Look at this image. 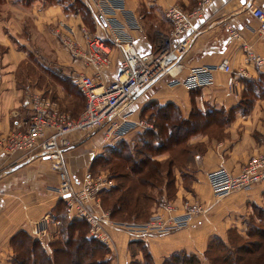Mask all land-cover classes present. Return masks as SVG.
Listing matches in <instances>:
<instances>
[{
    "label": "crops",
    "instance_id": "0c3cea01",
    "mask_svg": "<svg viewBox=\"0 0 264 264\" xmlns=\"http://www.w3.org/2000/svg\"><path fill=\"white\" fill-rule=\"evenodd\" d=\"M123 2L127 9L138 16L141 24V29L128 28L127 32L137 49L146 52L156 35L169 28L165 16L167 7L177 4L191 10L198 7L201 0H123ZM249 5L264 9V0H209L202 16L193 22L195 32L181 58L183 76L188 74L192 67L214 66L222 59H228L235 79L232 92L226 84L227 74L216 71L214 84L192 90L182 86L169 88L163 81L156 82L140 94L133 104L134 119L141 117L142 108L150 101L176 105L185 120L193 110L210 115L204 130L191 135L186 141L190 150L193 148L190 153L192 158L185 159L181 168H178V164L171 165L170 173L173 175L176 188L172 200L174 205L180 204L182 195L186 192L182 185L184 179L188 178L191 189L196 193L198 190L206 193L207 189L210 190L206 180L208 171L225 167L237 173L252 154L264 149L262 143L264 97L251 98L246 110L243 103V81L256 79L259 73H264L262 68L257 67L247 57L249 52L264 57V33L259 31L258 21L249 14L247 10ZM117 18L124 22L122 16L117 15ZM60 22L76 28L82 23V18L65 11L59 3H48L44 0H1L0 139L19 126L28 113L24 95L33 85L19 83V69L30 54L39 53L38 37H47V39L42 37L48 41L47 46L51 41L56 48L53 42L56 41L54 27ZM228 27L237 31L238 38L230 37ZM98 32L104 33V28H98ZM27 33L31 36L25 35ZM107 42L112 46L114 66L108 75L112 78L118 73L122 49L111 39ZM59 51L51 50L49 52L51 59L45 64L48 68L57 67L66 75L60 76L57 95L61 97L64 93L68 96L73 95L69 88L65 87L71 80L70 84L73 83V88H76L74 94L82 98L70 74L83 71L84 68L78 60L72 59L67 51L64 49L63 52ZM135 131L140 130H134L133 133ZM99 132L96 134L101 133ZM96 134L76 132L71 136V146L64 152V160L69 174L75 178L77 173L69 170L72 165L68 158L77 157L81 152L88 154L87 162L75 166L78 165L80 171L82 168L90 170L92 158L103 148L102 136L100 134L97 142L87 145L86 148L81 145ZM154 159L162 162L166 157ZM75 166L73 165L72 169H75ZM56 184L57 175L50 169L48 161L22 153L0 155V264H12L11 237L21 230L33 237L35 222L48 219L49 223L44 232L47 233L45 240L48 241L50 234L54 236V228L58 223L51 218L60 200L53 191ZM164 191L162 190L160 199L165 197ZM242 196L253 201L264 200V182L244 191ZM161 203L155 205V210H163ZM180 210L174 208L176 212ZM197 219L198 217L194 218L184 229L168 234H149L143 238L130 239L125 232L115 230L113 234L117 247L114 251H108L106 259L109 264H132L138 258L139 248L143 247L151 254L154 264H161L170 254L180 250L199 255L205 251L208 236L203 230L205 226ZM46 249L50 252L49 247Z\"/></svg>",
    "mask_w": 264,
    "mask_h": 264
},
{
    "label": "built area",
    "instance_id": "2783aa9c",
    "mask_svg": "<svg viewBox=\"0 0 264 264\" xmlns=\"http://www.w3.org/2000/svg\"><path fill=\"white\" fill-rule=\"evenodd\" d=\"M87 7L95 24L104 28V33L90 32L81 24L77 30L60 22L55 31L63 46L83 71L73 74L75 85L84 97L82 112L73 118L61 111L50 96L37 91H25L27 116L6 136L0 139V155L22 153L48 161L57 175L53 188L63 201L66 215L84 220L91 237L114 251L117 241L113 231L120 230L130 239L143 238L149 234H168L190 225L192 218L205 209L196 201L183 203L180 212L172 205L162 202V211L155 212L143 222H114L108 212L102 210L101 193L113 185L103 172L87 170L82 179L73 178L67 169L64 152L71 146L72 134H90L101 131L102 140L114 145L134 130L151 129L146 119H134L133 104L151 84L163 81L169 88L182 86L192 90L214 84V72L227 74L226 84L234 90L235 79L228 59L214 66H198L181 75L185 54L192 34L193 22L200 18L209 0H201L199 6L187 10L173 4L165 9L169 28L159 32L149 50L140 52L127 29H141L138 16L127 9L123 0H77ZM249 14L258 21L259 31L264 33V9L249 5ZM117 15L122 16L120 22ZM231 38H238L237 31L228 27ZM77 33L79 34L77 36ZM108 39L122 49L118 73L108 77L114 66L112 46ZM257 67L264 70V57L247 55ZM88 70V71H87ZM264 146V132L262 133ZM206 180L214 199L221 200L237 191H247L264 182V149L252 154L237 173L218 167L206 174ZM48 219L34 223V234L43 236Z\"/></svg>",
    "mask_w": 264,
    "mask_h": 264
},
{
    "label": "rangeland",
    "instance_id": "374dc122",
    "mask_svg": "<svg viewBox=\"0 0 264 264\" xmlns=\"http://www.w3.org/2000/svg\"><path fill=\"white\" fill-rule=\"evenodd\" d=\"M60 1L64 5L67 4L72 8L76 7L80 9L79 8L80 5L79 4L77 5L74 2L77 0H60ZM80 4L85 9L81 8V13L79 12L78 9H76L75 12L71 11V13L81 16L82 18L81 24L87 27L90 32H98V28H101V25L97 26L94 22V18L92 16L91 11L87 7H85L81 2ZM81 24H79L76 28L73 27L71 24L69 25H71L75 30H77L78 27L81 26ZM59 27L60 24L59 23L56 24V26L54 27V34ZM25 35L31 36V34L29 33ZM42 37L40 38L38 37V43H40L39 53L36 52L34 54H30V57L23 62L22 67L18 71L20 72L19 83L21 82L22 85L23 84L33 85L31 87V92L37 91L50 96V99L58 103V105L62 108L63 111H65V113L69 114L73 118H76L84 108V103H82L84 97L82 96L83 98L82 99L79 96L75 95L74 92L76 88L74 89L73 83L70 84L69 82L66 84L65 87H68L70 92L73 93V95L68 96L66 93H64L63 97L57 95V89L59 88L58 84L59 81L61 80L60 76L63 75L65 77L66 75L62 74L57 67L48 68L45 65L47 64V60L51 59V55L49 53L51 52V50L53 52H60L59 50L63 52V49L68 52V50L63 46L59 37L56 36V34H55L56 41H53L56 45V48L55 46H53L51 41L49 46H47L48 41L43 40ZM43 38L47 39V37H43ZM116 69L117 68L115 67V70ZM70 76H72L73 78V73H71ZM261 84L264 86V82H262ZM142 118L146 119L147 122L152 126V128L135 131L134 133L132 132L128 136L126 135L125 139L123 138L114 145L106 144L103 141L104 143L103 148L94 157L95 159L97 157L98 161L97 160L95 161L94 166L92 168L93 170H95V173L103 172L106 175H108V177L113 181V185L107 190H110L111 188L116 186V188L121 189L119 191L120 194V192L123 191L124 188H128V187L135 188L134 194L132 193V195L134 198H136V196L137 197L139 196L140 207L142 208L140 207L138 208L141 210L143 216L140 218V220H135V221L143 222L147 220L150 216H152L155 212H157V210H155V207L158 205L159 202H164L172 205L173 208L181 209L184 202L196 201L202 206V208L205 209L202 213L192 218L193 220L194 218L198 217L197 220H200V222L203 223V226H205L203 230H205L206 236H208L205 251L197 255L193 252L183 250L185 251V254H181L180 256L185 255V261L182 262L181 260L176 261L173 257L171 258L170 255L169 256L170 258L168 257L165 258L161 264H163L166 259L167 260L165 264H258L257 259L254 258L260 256L261 251H264V200L259 202L244 198L242 196L244 191H237L230 194L229 196L222 198L221 200H216L213 198L209 189H207L206 193H203L200 190H198L196 193L195 190L191 189L190 187L191 182L188 181V178H186L183 180L182 183L186 192L182 195L183 198L180 204L174 205V201L172 200L175 197L176 188L173 182V175L170 173V168L172 164H174V166L178 164V168H181V165L184 163L185 159L192 158L190 153L192 152L193 148L190 150V147H188V145L186 144L188 138L181 140L182 138H184L186 134L184 133L183 135L175 136V139L181 140L180 143L178 144L176 143L172 144L169 142L167 143V145L170 146L168 150H165V148L160 150L147 149V147H145L146 145H143L142 143L144 140L143 138L145 137L144 134L149 132H156V134H158L159 133V128L157 124L158 121H156V119L154 118H151L149 116V113L145 114V116L142 115ZM96 132H93L92 134L94 133L96 134ZM100 134L102 136V133ZM100 134L97 133L95 136L94 135L91 136L90 139L88 138L89 140H87L85 144L83 143L81 146L82 147L85 146L86 148L87 145H92L93 142L96 143L100 137ZM160 140L161 141L159 142L162 143L163 140L162 139ZM149 142L151 143L154 142L155 146H157L158 144L153 138H150ZM110 148L121 149L123 154H130L131 158L134 160H140V159L142 160L144 159V157H147L157 162L156 161L157 159H153V158H158L162 156L166 157V159L161 163L160 162L157 163L158 165L156 166V170L152 174L150 175L148 174V178H150L149 180L151 185L147 187L145 186L140 187L137 185V181H136L137 176L134 175L127 167L129 166L128 161H123L122 159H116L112 157L113 159L110 162L106 164L102 162L101 159L102 157L109 158L112 156L110 153L111 151ZM83 154L84 153L81 152L77 154V157L75 156L68 158L69 161L71 162L72 167L73 165L75 166V164H81L83 162L85 163V161L86 162L88 161L89 155L88 154L83 155ZM94 158H92V160H94ZM72 167H70L69 170L76 172L77 173L76 178L81 180L86 170H84V168H82L81 171L78 170L79 169L78 165L75 166V169L74 168L72 169ZM71 176L75 178V176L73 175ZM162 190H165L164 191L165 197L161 199H165V200L160 199V194H162ZM143 193H145L149 197V199H154L155 202L152 204L151 200H149L147 204H144V201L141 199ZM117 194L118 192L113 193L112 191V193H108V195L107 194L103 195L105 199L102 205V210L104 212H108L109 217L114 222H119V223L132 222L130 220L131 217L129 216V214H126L127 212H124V214L122 213L118 214L116 215L115 218L111 217L109 212L110 205H112L114 196H117ZM61 214L65 217V219L61 220V222L57 221L58 224L54 228V236L50 234L51 237L50 235L48 236V241L45 240L47 233L44 234V236H41V238L40 236H37L38 237L37 239L40 241L41 245L45 249L49 247L48 244L51 241L57 238H61L60 227L61 225L64 224L65 220H70L74 218L79 219L76 217L67 216L65 208L62 210ZM51 219L55 221V219L53 218ZM35 236L36 234L33 235L34 238ZM88 236L91 237L89 234V227H88ZM104 246L107 248L105 249L107 250V252L105 253L103 249V251H101L100 254H97L94 257L95 259L97 260L106 259V255L108 251L111 250H109V248L106 245ZM140 249L141 248H139L138 251V258H136L135 263L132 264H144L145 262L144 252L142 249L141 250ZM191 255H194V257L192 258ZM190 258H192V261H189ZM262 264L264 263L262 262Z\"/></svg>",
    "mask_w": 264,
    "mask_h": 264
},
{
    "label": "trees",
    "instance_id": "16d2710c",
    "mask_svg": "<svg viewBox=\"0 0 264 264\" xmlns=\"http://www.w3.org/2000/svg\"><path fill=\"white\" fill-rule=\"evenodd\" d=\"M48 3H59L62 5L65 11H74L78 8L71 7L67 4H63L60 0H44ZM77 5L79 4V12L81 13L82 5L78 1H74ZM85 9V8H84ZM72 81L70 80V83ZM264 82V73H259L256 79H245L244 83V100L245 104L244 110L247 109L248 104L250 103L251 98L255 97H264V86L261 84ZM79 91V90H78ZM83 96V95H82ZM60 107V106H59ZM61 111L62 108L60 107ZM65 112V111H64ZM149 113L151 118L156 119L159 133L149 132L144 134L143 145H146L147 149L160 150L165 148L168 150L170 146L167 143H180L181 140L187 139L189 136L196 134L200 131H203L206 127V123L209 120V114H201L197 110H193L188 119H183L180 115L179 109L176 105L172 103L159 104L157 101L148 102L141 110L142 115ZM198 126V127H197ZM185 136L181 140L175 139L177 135ZM159 135V136H158ZM153 138L158 143L155 146L154 142H149V139ZM146 139V140H145ZM162 139V143L159 142ZM175 144V145H176ZM111 157H102V162L104 164L110 162L113 158L122 159L123 161H128L129 166H127L130 171L137 176L136 181L137 185L140 187H147L151 185L150 178L148 174H152L156 170V166L160 161L151 160L147 157L140 160H134L131 158L130 154H123L121 149L110 148ZM140 153V152H139ZM113 157V158H112ZM154 159V158H153ZM94 158L91 162L90 170H93L95 161ZM98 161V160H97ZM161 163V162H160ZM172 181V179H171ZM114 186L110 190H104L101 193L102 205L104 203V194L118 192L117 196H114L112 205H110V215L112 218H115L118 214H129L131 221L140 220L142 216L140 207L139 196L136 198L133 197L134 187L124 188L123 191ZM144 204H147L151 200L152 204L155 202L154 199H149V197L143 193L142 198ZM133 203V205H132ZM104 208V207H103ZM137 208V211H136ZM142 208V207H140ZM64 209L63 201L60 199L53 215V219L60 221L65 219L61 214ZM64 214V213H63ZM61 238H57L49 243V248L51 252L41 245L40 241L37 238L32 237L27 232L21 230L15 233L10 239V245L13 249V255L11 258L12 264H109L108 260H97L94 257L97 254H100L101 251L107 252V249L102 243L96 239L88 236V224L84 220L80 219H70L65 220L64 224L60 227ZM144 252V264H153V258L151 254L146 250V248H141ZM185 251L180 250L176 251L169 256L174 258L176 261H185ZM168 256V258H170ZM193 258L194 255H191ZM192 258L189 261H192ZM95 259V260H94ZM258 264L264 263V251H261L260 256L255 257ZM167 260V259H166ZM165 260V262H166ZM251 260V259H250ZM248 261V260H247ZM165 262L163 264H165ZM135 263V262H133Z\"/></svg>",
    "mask_w": 264,
    "mask_h": 264
}]
</instances>
